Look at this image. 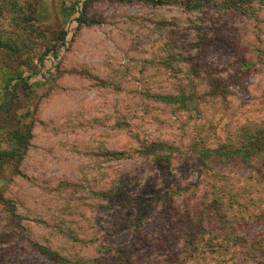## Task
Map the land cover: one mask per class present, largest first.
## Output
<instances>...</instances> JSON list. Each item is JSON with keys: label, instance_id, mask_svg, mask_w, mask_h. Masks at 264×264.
Masks as SVG:
<instances>
[{"label": "rangeland", "instance_id": "374dc122", "mask_svg": "<svg viewBox=\"0 0 264 264\" xmlns=\"http://www.w3.org/2000/svg\"><path fill=\"white\" fill-rule=\"evenodd\" d=\"M261 128L264 0H0V264H264Z\"/></svg>", "mask_w": 264, "mask_h": 264}, {"label": "trees", "instance_id": "16d2710c", "mask_svg": "<svg viewBox=\"0 0 264 264\" xmlns=\"http://www.w3.org/2000/svg\"><path fill=\"white\" fill-rule=\"evenodd\" d=\"M128 2H133V1H149V0H125ZM160 2H162V0H160ZM2 45L4 47L9 48V44L8 43H2ZM20 80V79H19ZM24 82V84L28 85L30 82V79H24L22 80ZM164 100H167V102H173V101H177V100H184L183 97H174V96H165ZM13 137L16 140L15 141V147L14 150L11 152V155L13 157L21 155L22 149L25 148V144L26 142H28V137L25 133H22L20 131H16L13 133ZM240 139L242 140V146L239 145V147H235V146H231L230 148L233 149H237L235 151H233L231 153V155H239L242 160H247L248 158H250L252 156V153L254 154H258L261 155V158L264 159V128H261L258 131H251V130H247L245 131ZM245 148H250L248 150H245ZM252 150V153H249V151ZM231 152V151H230ZM210 155H212V157L215 158H219V159H230L226 154L221 151V150H212L210 153ZM225 154V155H224ZM230 154V153H228ZM253 154V155H254ZM113 156H123L124 153L123 152H116V153H112ZM154 158V162L156 163L157 167L165 169L166 168V163H164V160L162 159L161 155H153ZM157 159V161H156ZM257 179L258 182L260 184V186L264 187V162H263V166L260 167L259 169H257ZM233 199V197H232ZM152 201H150L149 203L144 204V206H148ZM146 212H148V210H144L143 212L141 211V216H143L141 219L144 218V216L146 215ZM140 219V220H141ZM39 251L45 256L47 257L49 260L53 261V262H57L60 264H66L68 262V260L62 256H60L58 253L51 251L47 248L38 246Z\"/></svg>", "mask_w": 264, "mask_h": 264}]
</instances>
